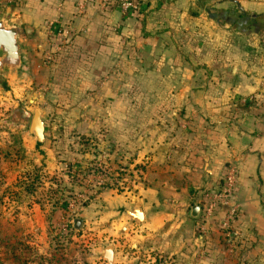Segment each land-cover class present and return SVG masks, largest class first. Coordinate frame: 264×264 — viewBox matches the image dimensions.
Masks as SVG:
<instances>
[{
	"label": "crops",
	"instance_id": "crops-1",
	"mask_svg": "<svg viewBox=\"0 0 264 264\" xmlns=\"http://www.w3.org/2000/svg\"><path fill=\"white\" fill-rule=\"evenodd\" d=\"M82 1L0 0V17L32 30L9 76L41 108L45 143L29 137L28 154L42 172L75 178L103 153L113 169L117 150L126 159L118 191L97 189L81 209L65 197L56 226L81 224L62 249L33 204L53 264H106L109 245L112 264H264V0H144L128 18L114 0ZM230 165L235 197L202 233L191 209Z\"/></svg>",
	"mask_w": 264,
	"mask_h": 264
},
{
	"label": "rangeland",
	"instance_id": "rangeland-1",
	"mask_svg": "<svg viewBox=\"0 0 264 264\" xmlns=\"http://www.w3.org/2000/svg\"><path fill=\"white\" fill-rule=\"evenodd\" d=\"M11 77L14 76H4L0 84V264H51L50 239L35 231L39 222L30 219L29 211L35 203L48 212L50 235L49 221L69 202L60 203L59 199L74 197L70 195L72 188L67 187L74 178L68 177L71 169L61 176L43 173L38 159L28 154L33 149L29 137L35 139L29 135V126L33 114L41 108L31 106L33 93L20 90L19 81L10 83ZM55 202L59 205L55 206ZM66 243L56 241L54 249H62ZM80 250L88 252V248Z\"/></svg>",
	"mask_w": 264,
	"mask_h": 264
},
{
	"label": "built area",
	"instance_id": "built-area-1",
	"mask_svg": "<svg viewBox=\"0 0 264 264\" xmlns=\"http://www.w3.org/2000/svg\"><path fill=\"white\" fill-rule=\"evenodd\" d=\"M117 2L120 12L125 18L134 15L142 8L144 0L142 2H135L134 0H114ZM86 1H82L79 4V10L84 11ZM59 23L55 22L50 26H58ZM51 57L47 58V61H51ZM115 162L117 166L115 169L111 168L107 161L109 157L106 154H102L98 160H95L93 167L96 169L87 181L83 184V191L74 195L73 201L70 203V207L73 208L78 205L84 208L90 202V196L97 189H113L118 191L125 185L121 181V177L127 175L126 159L122 153L115 155ZM237 187V170L234 166L230 165L226 167L224 176L222 178L221 188L216 193H207L198 200L197 206L201 207L199 215L200 219V231L202 233L207 232V227L213 222L215 214L219 207L229 205L235 197ZM230 227V217L226 218L221 224L220 229L224 232H228ZM74 232V223L72 220H64L62 225L59 226L56 233V241L58 244L66 242L69 235Z\"/></svg>",
	"mask_w": 264,
	"mask_h": 264
},
{
	"label": "water",
	"instance_id": "water-1",
	"mask_svg": "<svg viewBox=\"0 0 264 264\" xmlns=\"http://www.w3.org/2000/svg\"><path fill=\"white\" fill-rule=\"evenodd\" d=\"M9 17H0V84L3 83V77L15 72H20L23 68L22 46L19 44V38L23 36L31 37L32 30L21 27L11 26ZM29 135L36 138L39 144L45 143V125L39 111L33 114L29 127ZM201 207L194 206L191 209V217L197 219L200 215ZM136 219H141L137 214ZM81 221L74 222L75 229H79ZM101 259L106 264H112L113 248L107 246L103 250Z\"/></svg>",
	"mask_w": 264,
	"mask_h": 264
},
{
	"label": "trees",
	"instance_id": "trees-1",
	"mask_svg": "<svg viewBox=\"0 0 264 264\" xmlns=\"http://www.w3.org/2000/svg\"><path fill=\"white\" fill-rule=\"evenodd\" d=\"M116 153H121V152H119L118 150H117V152ZM69 169V168H68ZM93 173H95V170L94 169H92V168H90V169H88L87 171H85V173H81V174H78L77 173V176L74 178V179H72L71 181L74 183V184H78V185H83L86 181H87V179L93 174ZM68 174L69 175H71L70 173H69V171H68ZM94 196V194L93 195H91L90 196V199L92 198ZM61 201H65V198H60L59 199V202L61 203ZM59 203L58 202H55V206H57ZM55 220H50L49 221V224H50V227H51V232H55V233H57V231H58V229H57V227H56V224H55V222H54ZM56 239V237L55 236H53V240H55ZM52 259H50L49 260V263H51V264H53V262L51 261Z\"/></svg>",
	"mask_w": 264,
	"mask_h": 264
}]
</instances>
